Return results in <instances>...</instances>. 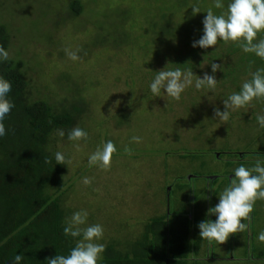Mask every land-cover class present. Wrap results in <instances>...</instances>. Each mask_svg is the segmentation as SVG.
Returning <instances> with one entry per match:
<instances>
[{"label": "rangeland", "instance_id": "374dc122", "mask_svg": "<svg viewBox=\"0 0 264 264\" xmlns=\"http://www.w3.org/2000/svg\"><path fill=\"white\" fill-rule=\"evenodd\" d=\"M70 1L0 0V23L12 36L8 57L27 62L34 97L63 102L73 90L85 96L88 111L76 127L87 140L77 146L57 135L53 143L66 157L67 220L86 210L88 225L103 226L99 243L131 246L153 217L164 214L170 194L174 208L190 176L225 173L242 160L254 165L255 153L264 150V128L256 120L264 101L232 111L228 121L216 118L215 110L223 111V101L242 85L227 84L220 73L213 90L190 87L180 101L153 97L155 72L174 69L175 53L200 38L194 33L203 30L206 8L193 16L192 0H81L85 10L75 18ZM133 136L141 141L132 142ZM108 140L117 149L110 169L89 166V155Z\"/></svg>", "mask_w": 264, "mask_h": 264}, {"label": "trees", "instance_id": "16d2710c", "mask_svg": "<svg viewBox=\"0 0 264 264\" xmlns=\"http://www.w3.org/2000/svg\"><path fill=\"white\" fill-rule=\"evenodd\" d=\"M192 1L193 6L206 8L205 12L212 7L217 15L226 12L230 2L224 0L225 7L215 9L209 0ZM68 10L75 18L85 7L81 0H71ZM193 33L191 30L190 36L201 37L203 30ZM11 39L7 26L0 23V46L7 51ZM257 39H264V32ZM187 43L190 45V41ZM231 57H237L236 63L226 65ZM172 62L174 68H192L197 75L212 74L211 63L220 64L223 71L216 74L227 77V84L250 80L251 73L264 68V60L244 53L236 43L220 40L208 49L185 47L175 53ZM26 68L24 58L8 57L0 62V77L10 82L7 98L14 104L4 121L6 135L0 138V264H13L16 254H23L22 264H47L58 254L68 255L80 239L66 237L63 232L68 210L62 198L70 185L63 175L65 165L55 164L53 143L58 139L57 130H63L68 139V132L86 117L84 106L88 101L76 90L70 91L72 96L68 93L63 102L34 97ZM255 154L264 159V150ZM189 212L173 210L170 220L167 216L153 217L131 246L107 244L98 264H199L190 259L200 252L199 248L194 250L190 235L192 227L199 229L202 220L197 218L193 223Z\"/></svg>", "mask_w": 264, "mask_h": 264}, {"label": "clouds", "instance_id": "9594fccd", "mask_svg": "<svg viewBox=\"0 0 264 264\" xmlns=\"http://www.w3.org/2000/svg\"><path fill=\"white\" fill-rule=\"evenodd\" d=\"M215 9L225 7L224 0H213ZM200 7H192V15L201 13ZM204 17L203 34L194 41L193 48L208 49L215 47L218 40L236 43L244 53H252L264 60V39H257L258 34L264 32V0H230L227 11L217 15L210 7ZM73 61L80 59L78 52H67ZM8 59V52L0 46V62ZM223 71V66L211 63L212 74L204 73L203 77L193 73L192 68L176 67L155 72V76L149 84L153 97H168L171 100L180 101L186 89L194 87L196 90H213L217 86L215 73ZM11 91L8 80L0 77V138L6 135L4 121L14 104L7 98ZM264 100V68H258L251 73V79L242 83L239 91L233 92L223 101L224 110H215V117L222 121H228L231 112L247 107L252 102ZM256 120L261 128H264V115H257ZM63 138L65 132L57 130ZM67 138L69 141H86L88 133L82 128L71 129ZM132 142L139 143L141 137L133 136ZM130 151V149H125ZM117 149L111 140L97 147L89 155V166H96L103 170L111 167L113 154ZM46 163H51L46 160ZM55 164L66 165V157L62 152L55 153ZM234 175L230 183L219 193L218 203L208 210V215L215 216V221L204 220L198 224L199 234L202 239L209 243L215 241L223 244L231 234L245 232L251 224L254 205L258 200H264V159L257 158L254 166L240 165L233 170ZM83 183H91L89 178H84ZM88 212L76 211L64 226L63 232L66 237H80L68 255H56L49 258L47 264H98L105 252V245L99 243L103 239L104 229L100 224H87ZM243 221V222H242ZM87 225L86 227H81ZM258 239L264 242V231L260 232ZM23 254H16L13 264H22Z\"/></svg>", "mask_w": 264, "mask_h": 264}, {"label": "crops", "instance_id": "0c3cea01", "mask_svg": "<svg viewBox=\"0 0 264 264\" xmlns=\"http://www.w3.org/2000/svg\"><path fill=\"white\" fill-rule=\"evenodd\" d=\"M242 159H245V156ZM243 163L244 160H242L241 165ZM252 166H254L253 163L246 165V167ZM232 170L229 167L224 171L225 173L214 172L208 175L196 174L190 176L187 180L188 183H182L183 194L181 198L176 200L177 196H174V208H170V194L167 197V206L164 214L156 216H167V219L170 220L171 211L186 209L190 211L189 215L193 223L196 222L197 218L202 221L206 219L215 221L216 217L208 215V210L218 203L219 193L230 183V178L234 175ZM250 215L252 221L248 229L243 233L231 234L229 239L223 244H218L215 241L209 243L207 240L202 239L199 234L200 230L195 229V226H193L190 242L193 244L194 250L199 248L200 252L194 253L190 259L199 264L216 261L264 264V242L258 239L259 233L264 231V200L256 202Z\"/></svg>", "mask_w": 264, "mask_h": 264}]
</instances>
